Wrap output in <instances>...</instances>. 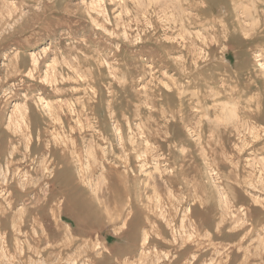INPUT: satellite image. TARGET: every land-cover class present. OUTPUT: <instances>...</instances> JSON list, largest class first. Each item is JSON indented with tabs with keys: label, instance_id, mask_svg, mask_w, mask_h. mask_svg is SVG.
Returning <instances> with one entry per match:
<instances>
[{
	"label": "rangeland",
	"instance_id": "1",
	"mask_svg": "<svg viewBox=\"0 0 264 264\" xmlns=\"http://www.w3.org/2000/svg\"><path fill=\"white\" fill-rule=\"evenodd\" d=\"M140 262L264 264V0H0V264Z\"/></svg>",
	"mask_w": 264,
	"mask_h": 264
},
{
	"label": "bare ground",
	"instance_id": "2",
	"mask_svg": "<svg viewBox=\"0 0 264 264\" xmlns=\"http://www.w3.org/2000/svg\"><path fill=\"white\" fill-rule=\"evenodd\" d=\"M91 152H93L92 150H91ZM91 157V156H90ZM91 161H93V159L91 160ZM97 165V164H96ZM83 207H85V206H83ZM92 208V207H91ZM96 211V210H95ZM127 211V210H126ZM97 212V211H96ZM115 212V211H114ZM128 212V211H127ZM2 215V214H1ZM150 233V232H149ZM144 237V241H147V236L145 235V236H143ZM143 241V242H144ZM141 244V243H140ZM246 250V249H245ZM147 251V250H146ZM146 254V253H145ZM156 255V254H155ZM144 256V255H143ZM181 257V256H180ZM139 258H140V256H139ZM144 258H146V257H144ZM141 259V258H140ZM144 260V259H143ZM148 262V261H147ZM140 264H141V262H140Z\"/></svg>",
	"mask_w": 264,
	"mask_h": 264
}]
</instances>
